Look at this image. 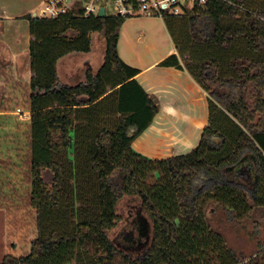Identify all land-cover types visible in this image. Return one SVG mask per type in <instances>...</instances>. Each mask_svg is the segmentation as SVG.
I'll list each match as a JSON object with an SVG mask.
<instances>
[{"label":"trees","instance_id":"16d2710c","mask_svg":"<svg viewBox=\"0 0 264 264\" xmlns=\"http://www.w3.org/2000/svg\"><path fill=\"white\" fill-rule=\"evenodd\" d=\"M259 2L209 0L164 17L179 55L159 65L187 69L209 102V125L196 148L165 159L144 156L132 147L161 107L137 81L140 70L119 56L118 28L124 19H80L69 14L50 19L52 26L47 27L34 25L39 17L24 16L35 34L28 50L30 69L37 73L30 92L29 202L37 211L38 235L26 255L6 254L0 264H264V240H258L256 253L245 256L227 244L210 219L222 212L237 223L264 207V58L231 60L222 51L237 43L236 47L245 44L239 53L246 46L264 52V0ZM94 33L105 39L102 68L88 73L78 86L62 83L58 60L71 52L90 51ZM189 50L194 56L185 54ZM210 55L219 59L203 58ZM227 60L233 74L224 73ZM105 72L115 78L110 93L103 87ZM107 104L109 111L123 118L114 129L95 131L87 146L86 159L91 176H97L98 193L89 192L91 184L83 181L80 167L77 190H71L77 201L98 205V214L71 227L70 213L64 210L68 204L63 202L68 188L63 189L64 165L58 158L80 140L71 131L82 128L84 135L85 124ZM218 110L226 112L234 126H219ZM156 174L158 180L148 184ZM125 197L138 200V208L119 230L123 221L119 204ZM138 215L148 228L150 224L148 238L132 224ZM117 230L119 237L114 235Z\"/></svg>","mask_w":264,"mask_h":264},{"label":"rangeland","instance_id":"374dc122","mask_svg":"<svg viewBox=\"0 0 264 264\" xmlns=\"http://www.w3.org/2000/svg\"><path fill=\"white\" fill-rule=\"evenodd\" d=\"M259 1V3L263 2V0ZM41 7L36 8L34 11L37 15ZM3 22L4 25H1L0 30V91L3 90L0 95V262L6 253L17 257L26 255L30 251L31 241L38 235L37 211L29 202L31 191L30 92L31 82L36 78L37 73L31 69L20 72V67L23 66L25 61L24 55L21 57V54L29 50L31 40L35 37V34L31 32L30 20L25 19L24 16L9 18ZM34 25L52 26L50 19L42 20L40 17L34 22ZM94 37L93 50L96 45L94 43L96 40L98 41L99 35L95 34ZM236 45L230 49H222L231 56V60L238 56H248L252 59L264 58V52L251 51L247 46L245 51L239 53L237 49L244 48L245 44L240 47L238 45L239 48ZM59 50L60 48H57L54 52L57 53ZM7 52L13 55L10 60L1 57L2 55L5 56ZM187 52H185L187 56L189 54L194 56V52L190 50ZM203 58L219 59L216 55ZM224 65L225 75L233 74L228 69V60ZM102 77L103 87L108 91L111 90L115 78L108 72H105ZM53 104L56 105V102L53 101ZM110 104L98 109V113H96L92 122L85 124L88 131L86 129L84 135L80 134L82 128L77 132L75 130L71 131L72 137L74 139L80 137V140H75L77 143L75 142V145L65 155L58 158L64 165L63 189L68 188L63 197V202L64 204L67 202L69 206L64 205V210L70 213L71 227H74L80 220L94 215L96 217V214H98V205L91 204L89 201H77L75 199L77 196H73L71 190L73 192L77 190L76 184L80 172L77 173L76 168L80 167L83 181L91 184L89 192L93 195L98 193L97 176L96 174L91 176L89 161L86 159V155L89 154L87 146L93 142L95 131L103 127L114 129L123 118V115L109 111ZM102 105L98 106L102 107ZM219 112V118L216 119L219 126L223 128L234 126L226 112L222 110ZM71 171L75 172L73 177L70 175ZM158 178V174L150 176L147 183L154 184ZM90 196L91 194H89ZM137 202L138 200L135 202L134 199L129 197L120 200L119 213L123 221L119 225V230H122L128 224L127 220L136 212ZM84 208L87 211H84ZM210 219L212 224L218 226L219 230L223 232L227 244L238 252H242L245 256H252L256 253L258 240H264V207L257 208L252 217L237 223L229 222L222 212H217ZM132 220V224L140 229L141 237L148 238L150 236V224L148 228V223L145 224L142 216L139 215ZM257 224L260 225V232L257 231ZM119 230L114 232L115 237L118 236Z\"/></svg>","mask_w":264,"mask_h":264},{"label":"crops","instance_id":"0c3cea01","mask_svg":"<svg viewBox=\"0 0 264 264\" xmlns=\"http://www.w3.org/2000/svg\"><path fill=\"white\" fill-rule=\"evenodd\" d=\"M44 1L0 0L1 25L9 18L33 14ZM117 49L126 64L140 70L137 81L161 107L152 123L133 141V149L154 159L190 153L209 125L208 94L187 69L159 65L169 56L179 55L164 18L125 19ZM5 56L13 58L9 52Z\"/></svg>","mask_w":264,"mask_h":264},{"label":"built area","instance_id":"2783aa9c","mask_svg":"<svg viewBox=\"0 0 264 264\" xmlns=\"http://www.w3.org/2000/svg\"><path fill=\"white\" fill-rule=\"evenodd\" d=\"M209 0H45L38 17L55 19L73 15L80 19L96 17H161L179 15ZM102 7L105 15L100 16Z\"/></svg>","mask_w":264,"mask_h":264},{"label":"flooded vegetation","instance_id":"af4514ba","mask_svg":"<svg viewBox=\"0 0 264 264\" xmlns=\"http://www.w3.org/2000/svg\"><path fill=\"white\" fill-rule=\"evenodd\" d=\"M1 22H0V30H1ZM98 34L99 39L96 40L94 44L95 49L93 51H88L85 53H89L87 56L84 54H74L71 58L65 61V67L61 69V82L64 84H77L79 80L82 78L83 70L87 68V75L90 72H95L98 65L103 61L105 55V39L100 33H94L92 35V39L95 40L94 35ZM94 47V45H93ZM5 58L6 56H1ZM131 219V216L129 217ZM127 220V223L129 220ZM128 224H126L127 226Z\"/></svg>","mask_w":264,"mask_h":264},{"label":"water","instance_id":"95a60500","mask_svg":"<svg viewBox=\"0 0 264 264\" xmlns=\"http://www.w3.org/2000/svg\"><path fill=\"white\" fill-rule=\"evenodd\" d=\"M104 15H105V9L102 7V9H101V11H100V16H104ZM32 16H33L34 18L38 17V15L36 14V12H33ZM93 42H94V40L92 39V48H91V51H93ZM91 51H90V52H91ZM74 54H80V55H81V54H84V55L87 56L89 53H85V52H71V53H69V54L63 56L62 58H60V59L58 60V62H57V65H56V67H57V72H58V76H59L60 78H61V74H60V72H61V69L65 67V61H67L69 58H71ZM23 55H24V57H25V61H24L23 66L20 67V72H23V71H29V70H30V66H31V58H30V53H29V51H27V52H23V53L21 54V57H23ZM103 60H104V58H103ZM103 63H104V61H102V62L98 65L96 71L94 72L95 74H96V73L102 68ZM86 80H87V68L85 67L84 70H83L82 78L79 80V82H77V84H73V85H72V84H68V83H67V84L70 85V86H78V85H80L81 83H84ZM2 92H3V90L0 91V95L2 94Z\"/></svg>","mask_w":264,"mask_h":264}]
</instances>
